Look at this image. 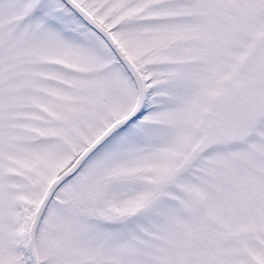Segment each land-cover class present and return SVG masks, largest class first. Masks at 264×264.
Segmentation results:
<instances>
[{"label": "snow or ice", "instance_id": "1", "mask_svg": "<svg viewBox=\"0 0 264 264\" xmlns=\"http://www.w3.org/2000/svg\"><path fill=\"white\" fill-rule=\"evenodd\" d=\"M0 264H264V0H0Z\"/></svg>", "mask_w": 264, "mask_h": 264}]
</instances>
